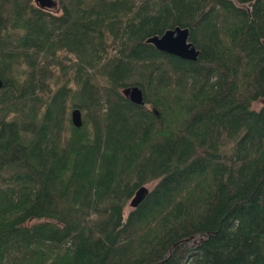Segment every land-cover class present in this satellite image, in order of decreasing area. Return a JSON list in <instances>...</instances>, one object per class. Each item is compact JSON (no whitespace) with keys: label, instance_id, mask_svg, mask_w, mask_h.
<instances>
[{"label":"trees","instance_id":"trees-1","mask_svg":"<svg viewBox=\"0 0 264 264\" xmlns=\"http://www.w3.org/2000/svg\"><path fill=\"white\" fill-rule=\"evenodd\" d=\"M55 2L0 0V264H264V0Z\"/></svg>","mask_w":264,"mask_h":264},{"label":"water","instance_id":"water-1","mask_svg":"<svg viewBox=\"0 0 264 264\" xmlns=\"http://www.w3.org/2000/svg\"><path fill=\"white\" fill-rule=\"evenodd\" d=\"M33 3L40 10L52 9L56 5L54 0H33ZM187 37V29L174 27L173 29L164 31L159 36L147 38L145 43L153 46L159 52L175 56L182 60L195 61L198 56V51L187 41ZM1 87L2 82L0 80ZM122 93L130 103L138 106L142 105V94L137 87L127 88ZM69 121L74 128L81 126V116L77 109L70 112ZM147 193L148 190L145 186L138 188L129 200L128 207L130 209L137 207L146 197Z\"/></svg>","mask_w":264,"mask_h":264},{"label":"flooded vegetation","instance_id":"flooded-vegetation-1","mask_svg":"<svg viewBox=\"0 0 264 264\" xmlns=\"http://www.w3.org/2000/svg\"><path fill=\"white\" fill-rule=\"evenodd\" d=\"M32 4L34 5L33 3V0H32ZM35 6V5H34ZM43 13H46V14H50V15H53V16H56L59 12L57 6L55 5L52 9H48V10H41Z\"/></svg>","mask_w":264,"mask_h":264},{"label":"rangeland","instance_id":"rangeland-1","mask_svg":"<svg viewBox=\"0 0 264 264\" xmlns=\"http://www.w3.org/2000/svg\"><path fill=\"white\" fill-rule=\"evenodd\" d=\"M260 104L259 103H257L256 105H255V107H258ZM151 184H147V185H145V187H146V189L149 191V189L151 188ZM130 208L128 207V204L125 206V210H124V214H126L127 212H128V210H129Z\"/></svg>","mask_w":264,"mask_h":264}]
</instances>
